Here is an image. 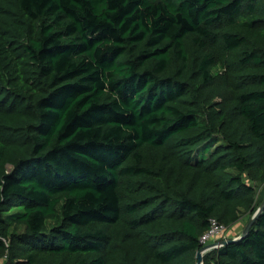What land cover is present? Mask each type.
Wrapping results in <instances>:
<instances>
[{
	"label": "trees",
	"instance_id": "trees-1",
	"mask_svg": "<svg viewBox=\"0 0 264 264\" xmlns=\"http://www.w3.org/2000/svg\"><path fill=\"white\" fill-rule=\"evenodd\" d=\"M255 183L264 0H0V264H196ZM202 261L264 264V208Z\"/></svg>",
	"mask_w": 264,
	"mask_h": 264
},
{
	"label": "built area",
	"instance_id": "built-area-1",
	"mask_svg": "<svg viewBox=\"0 0 264 264\" xmlns=\"http://www.w3.org/2000/svg\"><path fill=\"white\" fill-rule=\"evenodd\" d=\"M228 230L229 229L226 226L219 223L216 219L211 218L208 229L199 237V243L202 245V247L197 252H201L203 256L208 250L211 249H204L203 247L205 245L227 239ZM214 247L216 248L218 246L215 245Z\"/></svg>",
	"mask_w": 264,
	"mask_h": 264
},
{
	"label": "water",
	"instance_id": "water-1",
	"mask_svg": "<svg viewBox=\"0 0 264 264\" xmlns=\"http://www.w3.org/2000/svg\"><path fill=\"white\" fill-rule=\"evenodd\" d=\"M263 208H264V198H263V201L260 204V206L257 207V209L254 211V213L252 214V216L249 219V221L247 222V224L244 226V228L242 230V234L239 237H234L232 239L228 238V239H225V240L218 241L216 243H210V244L205 245L203 248L204 249L213 248L215 245H217V246L224 245V244H226L229 241L241 238L248 231V229L251 226V224L253 223L254 219L259 215V213L262 211ZM196 264H203L201 252H197Z\"/></svg>",
	"mask_w": 264,
	"mask_h": 264
},
{
	"label": "rangeland",
	"instance_id": "rangeland-1",
	"mask_svg": "<svg viewBox=\"0 0 264 264\" xmlns=\"http://www.w3.org/2000/svg\"><path fill=\"white\" fill-rule=\"evenodd\" d=\"M255 188H256V194L258 196L259 192L261 191V189L264 187V184H259V183H255ZM245 219H241L236 225H234L232 228H230L228 230V234H227V239L230 238V237H236L240 231L242 230L243 226H244V222ZM215 248V247H213ZM211 248V249H213Z\"/></svg>",
	"mask_w": 264,
	"mask_h": 264
},
{
	"label": "crops",
	"instance_id": "crops-1",
	"mask_svg": "<svg viewBox=\"0 0 264 264\" xmlns=\"http://www.w3.org/2000/svg\"><path fill=\"white\" fill-rule=\"evenodd\" d=\"M235 225H236V224H235ZM231 228H232V227H231ZM241 231H242V230H241ZM241 231H240V232H241Z\"/></svg>",
	"mask_w": 264,
	"mask_h": 264
}]
</instances>
